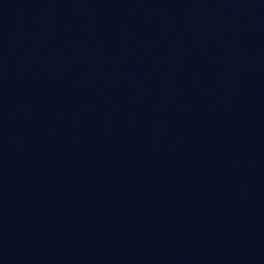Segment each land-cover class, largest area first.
I'll list each match as a JSON object with an SVG mask.
<instances>
[{
	"label": "water",
	"instance_id": "water-1",
	"mask_svg": "<svg viewBox=\"0 0 264 264\" xmlns=\"http://www.w3.org/2000/svg\"><path fill=\"white\" fill-rule=\"evenodd\" d=\"M264 221V0H0V264H250Z\"/></svg>",
	"mask_w": 264,
	"mask_h": 264
}]
</instances>
